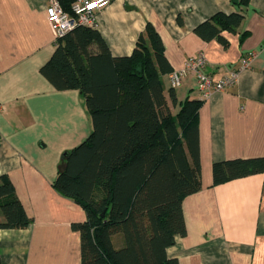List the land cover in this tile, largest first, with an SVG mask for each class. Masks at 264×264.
I'll return each mask as SVG.
<instances>
[{
    "label": "crops",
    "instance_id": "1",
    "mask_svg": "<svg viewBox=\"0 0 264 264\" xmlns=\"http://www.w3.org/2000/svg\"><path fill=\"white\" fill-rule=\"evenodd\" d=\"M49 1L0 0V178L10 180L31 219L26 228L0 230L1 264H79L81 258L80 234L72 224L84 223L86 213L52 183L62 156L93 127L79 91H58L40 74L56 41ZM235 12L229 0H111L93 27L113 57L130 56L150 24L172 72L197 54L205 56L204 70L215 81L238 72L236 83L206 99L193 73L175 89L169 73L161 77L169 104L170 90L178 103L187 97L202 101L197 120L202 187L183 199L186 235L166 250L178 264H264V173L216 186L212 180L215 163L264 157V0H250L237 33H224L228 48L194 33L213 15ZM250 53L251 66L240 70ZM178 110L172 108L174 114ZM112 243L122 248V235H114Z\"/></svg>",
    "mask_w": 264,
    "mask_h": 264
},
{
    "label": "trees",
    "instance_id": "2",
    "mask_svg": "<svg viewBox=\"0 0 264 264\" xmlns=\"http://www.w3.org/2000/svg\"><path fill=\"white\" fill-rule=\"evenodd\" d=\"M58 1L71 14L77 0ZM229 1L237 12L217 13L194 29L203 41L229 47L224 33H237L250 0ZM246 36L241 34L240 41ZM171 72L150 24L126 57H113L95 28L78 26L56 39L40 68L56 90L79 91L92 121L88 138L62 156L52 183L86 213L84 223L72 224L80 234L79 264H178L166 250L186 235L183 199L202 187L197 123L202 101L187 97L178 103L170 90L169 104L161 77ZM262 173L264 157L212 166L214 186ZM0 216V230L31 223L4 177ZM117 234L124 242L120 249L112 243Z\"/></svg>",
    "mask_w": 264,
    "mask_h": 264
},
{
    "label": "built area",
    "instance_id": "3",
    "mask_svg": "<svg viewBox=\"0 0 264 264\" xmlns=\"http://www.w3.org/2000/svg\"><path fill=\"white\" fill-rule=\"evenodd\" d=\"M111 0H77L71 7V14L64 12L58 0H50L47 14L56 39L62 37L78 26L94 27L96 14L109 5ZM254 59L250 53L241 59L240 70L248 69ZM206 59L203 54H197L187 59L185 67L181 71H173L168 74L172 89L181 85L186 73H193L197 81V91L203 99H206L214 91H223L236 83L238 72H231L215 81L205 72ZM2 106H0V110Z\"/></svg>",
    "mask_w": 264,
    "mask_h": 264
}]
</instances>
